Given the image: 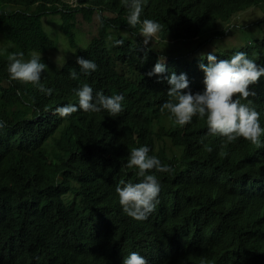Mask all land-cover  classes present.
Listing matches in <instances>:
<instances>
[{
	"label": "trees",
	"instance_id": "16d2710c",
	"mask_svg": "<svg viewBox=\"0 0 264 264\" xmlns=\"http://www.w3.org/2000/svg\"><path fill=\"white\" fill-rule=\"evenodd\" d=\"M89 2L96 10L69 16L70 57L58 64L43 54L52 46L49 38L35 45L48 66L41 83L50 95L8 73V56L30 47L33 15L0 14V264H117L139 248L156 249L157 264H180L191 253L216 264H264V134L257 147L242 137L229 143L212 135L206 117L177 125L161 111L167 80L147 75L164 59L163 75L185 73L195 93L204 89L201 54L230 59L242 51L264 66V34L245 33V23L264 22V0H142L141 21L158 22L159 39L183 42L175 55L156 47L161 40L144 45L140 25L127 23L122 0ZM252 7L263 12L242 21ZM77 15L89 22L84 45L73 29ZM235 31L243 41L227 44ZM77 56L94 61L97 70L81 72ZM84 84L94 96L122 94L123 112L115 118L106 111L55 114L57 107L78 104L73 89ZM142 146L171 171L155 173L159 202L138 221L123 212L115 189L142 179L127 167L131 150Z\"/></svg>",
	"mask_w": 264,
	"mask_h": 264
},
{
	"label": "clouds",
	"instance_id": "9594fccd",
	"mask_svg": "<svg viewBox=\"0 0 264 264\" xmlns=\"http://www.w3.org/2000/svg\"><path fill=\"white\" fill-rule=\"evenodd\" d=\"M88 2L89 0H28L26 4H20L17 0H0V14L4 13L10 18L19 11H25L26 16L32 14L34 17L33 26L28 28L32 38L29 40V49L24 53H12L8 56L10 79L31 83L41 92L50 95L52 89H46L41 83V75L48 66L41 62V55L38 54L40 52L36 50L35 45L40 42L38 40L51 39L52 46H48L43 53L48 55V51L58 44L57 38L63 36L67 40L65 29L69 16L79 12L80 8L95 9V5ZM122 3L129 9L128 25L131 28L140 25L139 35L143 37L144 45H148L149 41H152L156 35L158 36L161 25L150 19L141 21L140 17L144 7L142 0H122ZM42 5L45 7H41ZM99 7L103 9L102 6ZM98 12L94 11L93 16L103 13L101 10ZM0 17L4 18L1 15ZM56 21L61 30L59 35H53L50 27L46 25ZM88 28L89 22L81 15H77L76 26L73 27L76 38L77 32L85 36V29ZM122 28L125 27L121 26L118 30ZM83 36L77 39L78 43ZM6 38L7 35L2 37L3 40ZM83 42L87 41L82 40L81 43ZM115 43L122 45L123 41L117 40ZM205 57L206 64L203 62ZM200 60L199 67L204 72V89L195 93L191 91L185 73L177 75L173 72L170 76L163 75L166 72L164 59L158 60L147 73L149 77L155 75L158 79L167 80L170 86L167 90L169 99L162 105L161 111L168 110L175 117V123L182 127L190 123L194 116L202 119L206 117L208 130L212 135L224 137L229 143L242 137L260 147V138L264 134V66H259L247 58V54L242 51L235 53L230 59H218L213 53L201 54ZM76 63L84 74H90L98 68L94 61L80 56H77ZM70 76L72 79L78 78L76 71H70ZM73 92L78 97V104L57 107L55 114L61 118H67L79 110L86 113L106 111L109 116L115 118L124 110L122 101L125 98L122 94L106 96L98 92L94 96L93 89L88 84L73 89ZM3 127H5V122L0 120V128ZM149 151L147 146L131 150L127 167L136 169V175L142 179L138 183L121 182L115 189L123 212L138 221L146 220L159 202L161 187L155 173L171 171L170 166L163 165L155 155H149ZM155 250L146 251L139 248L138 252H131L125 258L119 257L116 263L157 264ZM101 264H104V261ZM180 264L216 263L212 258L191 253Z\"/></svg>",
	"mask_w": 264,
	"mask_h": 264
},
{
	"label": "rangeland",
	"instance_id": "374dc122",
	"mask_svg": "<svg viewBox=\"0 0 264 264\" xmlns=\"http://www.w3.org/2000/svg\"><path fill=\"white\" fill-rule=\"evenodd\" d=\"M264 5V3L262 4ZM260 8L256 9L255 7L250 8L247 12H245L242 16H241V20L242 21H246V20H254L255 18H257V14L256 13H262L264 10V8L262 7V10H259ZM260 15V14H259ZM255 21V20H254ZM248 25H245L246 30L245 33H247L249 36L251 35H257V34H264V22L260 23L259 25L256 23H245ZM48 27H50L52 34L53 35H59L61 34V30L59 28V23L56 21L54 23H50V24H46ZM83 36V34L81 32H77V39H79V37ZM88 35L86 34L85 36H83V39L81 38V41H87L88 40ZM160 37H158L156 35V37L152 40L153 42L155 40H161V42L156 46L158 49H162L165 51H168L170 54L175 55L177 54V52L180 50H183L182 41H179L178 39H172V37L167 36V39H159ZM81 41H79V44H82ZM243 41L242 38L240 37V33L239 31H235L232 34L228 35L226 37V43L227 44H231V43H237V42H241ZM57 42L58 44H56L55 47L51 48L48 51V55L50 58H52L54 61L61 63L62 61H64L67 57H70V55L72 54V51L70 50L71 47H69L68 42L66 40L65 37L61 36L59 38H57ZM194 42L191 41L190 45H192ZM86 44V43H84ZM82 44V45H84ZM201 50H206V46L203 47V49ZM199 52V51H198Z\"/></svg>",
	"mask_w": 264,
	"mask_h": 264
},
{
	"label": "bare ground",
	"instance_id": "6f19581e",
	"mask_svg": "<svg viewBox=\"0 0 264 264\" xmlns=\"http://www.w3.org/2000/svg\"><path fill=\"white\" fill-rule=\"evenodd\" d=\"M163 34V33H162ZM165 57V56H164ZM228 254V253H227Z\"/></svg>",
	"mask_w": 264,
	"mask_h": 264
}]
</instances>
